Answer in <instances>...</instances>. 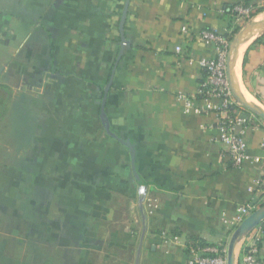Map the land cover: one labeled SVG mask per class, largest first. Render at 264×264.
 <instances>
[{"label":"crops","instance_id":"crops-1","mask_svg":"<svg viewBox=\"0 0 264 264\" xmlns=\"http://www.w3.org/2000/svg\"><path fill=\"white\" fill-rule=\"evenodd\" d=\"M246 1L131 0L123 22L126 0H0V264H193L194 242L229 244L264 205V160L235 166L218 116L179 95L203 106L199 34L231 38ZM241 54L264 108V32ZM233 108L263 159L264 120Z\"/></svg>","mask_w":264,"mask_h":264},{"label":"built area","instance_id":"built-area-1","mask_svg":"<svg viewBox=\"0 0 264 264\" xmlns=\"http://www.w3.org/2000/svg\"><path fill=\"white\" fill-rule=\"evenodd\" d=\"M253 5L237 4L233 7L236 21L249 18L253 13ZM184 33L189 30L187 26L182 28ZM200 40L206 45L213 46L216 52L214 57L202 58L199 63L206 71V79L200 89L203 106L195 105V99L186 95H179L184 101L187 112L212 111L218 116V129L220 139L228 146V153L235 166H240L246 162H263L264 158L252 157L248 152V145L245 138V128L247 119L234 116L230 112V107L239 104L233 95L228 78V54L231 38L222 35L214 30H202L199 34ZM178 52L182 51L181 46H177ZM245 127V128H244ZM264 181V179H263ZM250 206L239 208L237 216V226L253 211ZM264 221L256 226L244 239L241 255L237 259V264H264L260 257L259 238L264 237ZM235 230V229H234ZM191 252L195 254L193 264H227L228 244H209L201 241L194 242Z\"/></svg>","mask_w":264,"mask_h":264},{"label":"water","instance_id":"water-1","mask_svg":"<svg viewBox=\"0 0 264 264\" xmlns=\"http://www.w3.org/2000/svg\"><path fill=\"white\" fill-rule=\"evenodd\" d=\"M131 0H126L125 8L123 12V22L125 21ZM251 31L256 32H264V22H249L243 28V30L237 34L233 41H231L229 47V54H228V78L230 82V86L233 92L234 97L236 100L246 107L249 111L253 112L254 114L258 115L260 118L264 120V108L255 105L251 101H249L244 94L241 92L238 80L233 77L232 69L234 67L233 63V55L234 50H237V43L245 44L248 41V37ZM264 221V205L255 209L252 213H250L234 230L232 237L228 244V259L227 264H237V250L240 242L259 224Z\"/></svg>","mask_w":264,"mask_h":264},{"label":"rangeland","instance_id":"rangeland-1","mask_svg":"<svg viewBox=\"0 0 264 264\" xmlns=\"http://www.w3.org/2000/svg\"><path fill=\"white\" fill-rule=\"evenodd\" d=\"M260 7V8H259ZM264 22V4L262 5H254V9H253V13L250 14L249 18L246 19H241V21H236L235 20V25H237V29L235 30V32L232 34V41L234 40V38L237 36L238 33H240L243 28H245V26L247 25V23L249 22ZM261 32H256V31H251L250 35H249V40L253 39L254 36L258 35ZM240 104V103H239ZM242 105V104H240ZM23 237H25V231L22 232ZM11 241H13V239H9ZM19 255V254H18ZM238 255V254H237Z\"/></svg>","mask_w":264,"mask_h":264},{"label":"bare ground","instance_id":"bare-ground-1","mask_svg":"<svg viewBox=\"0 0 264 264\" xmlns=\"http://www.w3.org/2000/svg\"><path fill=\"white\" fill-rule=\"evenodd\" d=\"M249 38V37H248ZM236 47H237V50L235 49L234 50V55H233V63H234V67H233V69H232V74H233V77L235 78V79H237L236 78V74H235V67H236V65H237V63L240 61V59H241V53H242V50L244 49V47H245V44H240V43H237V45H236ZM237 69V68H236ZM238 77V76H237Z\"/></svg>","mask_w":264,"mask_h":264},{"label":"trees","instance_id":"trees-1","mask_svg":"<svg viewBox=\"0 0 264 264\" xmlns=\"http://www.w3.org/2000/svg\"><path fill=\"white\" fill-rule=\"evenodd\" d=\"M244 5H246V6H248V5H252V2L250 1V0H247L246 2H244ZM232 13H235L234 11H233V7H232ZM231 40H232V38H231ZM234 106H232V107H230V112H232L233 111V108ZM261 206H263V205H261ZM263 227H264V225H263ZM202 242V241H201ZM204 243H206V242H204ZM242 252H243V250H242Z\"/></svg>","mask_w":264,"mask_h":264}]
</instances>
